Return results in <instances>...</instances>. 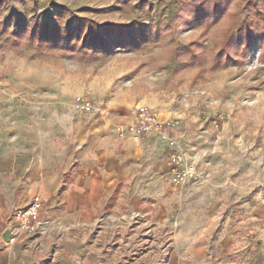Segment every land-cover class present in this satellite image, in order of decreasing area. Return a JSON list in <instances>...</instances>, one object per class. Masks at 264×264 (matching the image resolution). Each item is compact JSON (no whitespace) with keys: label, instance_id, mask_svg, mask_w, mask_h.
I'll return each instance as SVG.
<instances>
[{"label":"rangeland","instance_id":"obj_1","mask_svg":"<svg viewBox=\"0 0 264 264\" xmlns=\"http://www.w3.org/2000/svg\"><path fill=\"white\" fill-rule=\"evenodd\" d=\"M201 3L197 15L191 0H0V113L57 130L67 160L69 130H90L102 117L117 130L137 106L159 110L175 130H193L179 144L198 179L180 185L167 175L171 192L189 209L227 208L238 228L234 254L254 264L264 249V216L255 214L264 207V38H247L264 37V0ZM233 35L226 61L220 52ZM84 99L93 102L89 114L77 111ZM175 225L131 230L137 247L123 246L121 260L167 264Z\"/></svg>","mask_w":264,"mask_h":264},{"label":"crops","instance_id":"obj_2","mask_svg":"<svg viewBox=\"0 0 264 264\" xmlns=\"http://www.w3.org/2000/svg\"><path fill=\"white\" fill-rule=\"evenodd\" d=\"M24 119L0 113V264H145L152 257L129 255L121 260L123 246L132 251L137 247L131 230L156 225L163 232L172 223L176 227L167 264L248 261L247 254H234L238 228L233 229L227 208L212 202L189 209L171 192L168 147L156 136L139 142L121 139L117 130L106 129L102 117L90 130H69L72 148L67 160V151L61 154L55 145L57 130L31 127ZM173 135L188 144L194 131L174 130ZM35 196L44 204L39 231L18 230L12 240H4L13 212ZM175 202L179 206L171 207ZM255 214L263 217L264 207ZM219 229L217 238L208 241L209 232ZM254 264H264V249L258 250Z\"/></svg>","mask_w":264,"mask_h":264},{"label":"built area","instance_id":"obj_3","mask_svg":"<svg viewBox=\"0 0 264 264\" xmlns=\"http://www.w3.org/2000/svg\"><path fill=\"white\" fill-rule=\"evenodd\" d=\"M76 108L81 114H89L94 110V105L91 100L84 99L77 104ZM175 125L174 122L166 124L159 110L147 106H137L134 109L132 121L117 127V135L121 139H129L134 142H139L144 137L151 135L156 136L168 147V172L176 183L185 185L198 179V166L195 161L185 160L183 148L173 135ZM43 207L42 199L35 196L28 206L18 208L13 212L9 228L13 234L11 240L18 234V230L34 233L39 231Z\"/></svg>","mask_w":264,"mask_h":264},{"label":"trees","instance_id":"obj_4","mask_svg":"<svg viewBox=\"0 0 264 264\" xmlns=\"http://www.w3.org/2000/svg\"><path fill=\"white\" fill-rule=\"evenodd\" d=\"M203 6V3H201V5H200V7H202ZM255 8H257V6L255 5L254 6ZM203 10V8H199L197 11H196V13L195 14H197V15H199L200 13H201V11ZM239 32H240V30H239ZM234 35L227 41V43L225 44V46L222 48V50H221V52L220 53H226V61L228 60V61H231V58H228L229 56H228V54H227V51H228V47H229V44L231 43V41H232V39H234ZM253 37H254V39H257V40H259V41H261V40H263V38L264 37H262V36H259V35H255V36H252V34H249L248 35V41H250L251 39H253ZM219 66V64L217 63V65L215 66V67H218Z\"/></svg>","mask_w":264,"mask_h":264},{"label":"water","instance_id":"obj_5","mask_svg":"<svg viewBox=\"0 0 264 264\" xmlns=\"http://www.w3.org/2000/svg\"><path fill=\"white\" fill-rule=\"evenodd\" d=\"M13 234L11 232L10 229L6 230L4 233H3V238L4 240L6 241H9L11 238H12Z\"/></svg>","mask_w":264,"mask_h":264},{"label":"snow or ice","instance_id":"obj_6","mask_svg":"<svg viewBox=\"0 0 264 264\" xmlns=\"http://www.w3.org/2000/svg\"><path fill=\"white\" fill-rule=\"evenodd\" d=\"M190 7L193 11H196L199 9L200 5L197 4V0H191Z\"/></svg>","mask_w":264,"mask_h":264}]
</instances>
